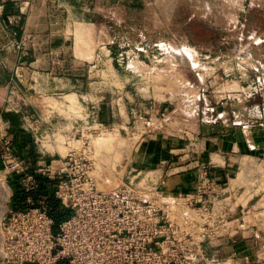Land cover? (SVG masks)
I'll return each instance as SVG.
<instances>
[{"label":"crops","instance_id":"obj_1","mask_svg":"<svg viewBox=\"0 0 264 264\" xmlns=\"http://www.w3.org/2000/svg\"><path fill=\"white\" fill-rule=\"evenodd\" d=\"M95 1L97 6L94 0H0V123L9 145L14 148L20 140V157L33 161L27 163L29 169L43 168L62 156L52 137L61 131L68 133L62 136H71L77 121L68 111L76 110L77 102L86 119L80 125L89 122L88 129L97 125L124 130L130 117L143 119V112L159 110L126 101L123 87L106 86L111 76L120 79L124 74L121 53L112 46L97 40L93 55L90 44L96 24L90 17L95 7L100 9L109 0ZM235 81L233 91L238 93L223 94L232 101L219 100L208 108L211 119L192 118L187 122L189 130L172 136L154 130L141 138L124 166L122 181L145 179L165 194L189 193L199 181L200 169L206 167L217 183L216 210L224 218L206 243L207 254L225 264H264V168L260 169L264 167V102L254 103L245 92L249 86ZM26 103L28 124L16 112ZM7 112L11 120L3 119ZM21 127L31 132L36 144L31 154L29 144L21 141ZM72 140L67 138L68 150ZM0 144L3 148L1 138ZM4 164L2 159L0 222L13 193Z\"/></svg>","mask_w":264,"mask_h":264},{"label":"rangeland","instance_id":"obj_2","mask_svg":"<svg viewBox=\"0 0 264 264\" xmlns=\"http://www.w3.org/2000/svg\"><path fill=\"white\" fill-rule=\"evenodd\" d=\"M109 2L101 3L102 7H95L92 12L90 18L96 27L93 42L89 43L93 47L99 40L121 53L119 62L124 77L111 76L106 86L123 87L126 101L132 104L140 101L159 110L143 112L145 119L130 117L128 128L124 130L97 125L88 129L91 123L80 125L85 118L77 102L76 110L68 111L77 121L76 127L68 131L71 136H62L68 133L61 131L52 137L57 139L62 156L68 152L67 138H73L69 145L76 152H89L96 167L92 174L104 190L124 180V166L130 162L132 150L141 138L148 133L154 134V130H163L172 136L189 130L187 122L192 118L211 119L208 108L219 100L223 103L232 101L223 94L238 93L233 91L235 80H240L244 87L249 86L245 92L251 94L249 99L254 103L261 105L264 102V0ZM88 41L91 42L89 37ZM93 50L94 47V55ZM107 67L111 73L109 63ZM228 103L226 107H229ZM23 106L29 107V104ZM58 111L60 115L64 113L61 107ZM2 128L0 123V132L6 135ZM31 128L26 126L27 130ZM21 130L25 129L21 127ZM25 134L22 142L33 141L30 131L25 130ZM16 141L21 144L19 139ZM19 145L9 147L21 158ZM2 151L0 146L1 154ZM23 158L26 165L33 163L28 156Z\"/></svg>","mask_w":264,"mask_h":264},{"label":"built area","instance_id":"obj_3","mask_svg":"<svg viewBox=\"0 0 264 264\" xmlns=\"http://www.w3.org/2000/svg\"><path fill=\"white\" fill-rule=\"evenodd\" d=\"M16 112L28 122L26 106ZM0 138L5 171L27 194L24 208H9L2 216L0 264H223L207 254L206 243L224 218L216 210L217 183L206 167L189 193L165 194L145 179L104 190L92 174L89 152L70 148L32 170L2 132ZM40 176L54 182L52 194L63 213L57 223L45 196L30 195L41 186Z\"/></svg>","mask_w":264,"mask_h":264},{"label":"trees","instance_id":"obj_4","mask_svg":"<svg viewBox=\"0 0 264 264\" xmlns=\"http://www.w3.org/2000/svg\"><path fill=\"white\" fill-rule=\"evenodd\" d=\"M91 21V18H90ZM93 23H95L94 21H91ZM11 112H7V113H3L2 117L3 119H7V120H11ZM21 132H23L22 134L24 135L25 131L21 130ZM26 135V134H25ZM25 138H23L24 140ZM28 143V142H27ZM29 150H30V154H31V147L33 144L32 140H29ZM33 170V169H32ZM41 186L39 187L38 190L33 191L30 193V195L33 198H38V197H43L45 196V199L47 200L48 205L51 207L50 210V216L55 220V222H59L62 218L63 213L61 212V210H59L58 208V204L57 201L55 200V198L53 197L52 191H53V181H49L47 180L46 177H38ZM10 184L11 187L13 189V193L11 196V206L10 208L15 209V210H19L24 208L25 205V199L27 194L24 193L17 185L16 179L15 178H11L10 180ZM50 191V192H49ZM48 193V195L46 194Z\"/></svg>","mask_w":264,"mask_h":264},{"label":"bare ground","instance_id":"obj_5","mask_svg":"<svg viewBox=\"0 0 264 264\" xmlns=\"http://www.w3.org/2000/svg\"><path fill=\"white\" fill-rule=\"evenodd\" d=\"M100 185V184H99ZM101 188V187H100ZM106 190H109V189H106Z\"/></svg>","mask_w":264,"mask_h":264}]
</instances>
